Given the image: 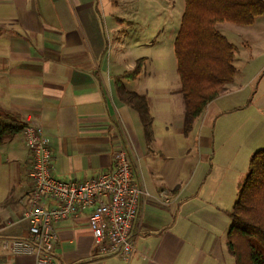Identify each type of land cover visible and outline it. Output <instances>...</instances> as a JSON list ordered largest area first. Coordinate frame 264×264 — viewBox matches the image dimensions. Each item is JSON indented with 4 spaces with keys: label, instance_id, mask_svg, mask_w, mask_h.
<instances>
[{
    "label": "crops",
    "instance_id": "obj_1",
    "mask_svg": "<svg viewBox=\"0 0 264 264\" xmlns=\"http://www.w3.org/2000/svg\"><path fill=\"white\" fill-rule=\"evenodd\" d=\"M160 1L0 0V110L22 124L36 116L57 179L98 178L114 169L123 149L134 181L149 194L134 221L129 262L103 255L87 213L79 212L52 223L55 264H235L227 212L239 195L237 178L246 173L219 150L243 141L248 160L251 145L264 138V15L218 30L236 47V74L185 133L171 53L183 12L170 0L161 8ZM142 58L138 77L121 83L148 100L151 144L114 86ZM31 164L23 131L0 140V264H36L34 256L13 255L2 245L28 235Z\"/></svg>",
    "mask_w": 264,
    "mask_h": 264
},
{
    "label": "trees",
    "instance_id": "obj_2",
    "mask_svg": "<svg viewBox=\"0 0 264 264\" xmlns=\"http://www.w3.org/2000/svg\"><path fill=\"white\" fill-rule=\"evenodd\" d=\"M261 15L264 0H184L174 55L185 103V133L236 74L233 66L236 47L217 30V25L249 26ZM143 65L144 59H138L132 70L115 79L114 86L120 100L136 111L145 140L151 144L153 119L148 100L127 91L121 83V79L137 78ZM23 129L18 116L0 110V140ZM227 216L228 251L235 264H264V257L251 244L254 239L264 248V147L250 157L238 198Z\"/></svg>",
    "mask_w": 264,
    "mask_h": 264
},
{
    "label": "built area",
    "instance_id": "obj_3",
    "mask_svg": "<svg viewBox=\"0 0 264 264\" xmlns=\"http://www.w3.org/2000/svg\"><path fill=\"white\" fill-rule=\"evenodd\" d=\"M23 143L31 155L32 190L24 212L27 237L3 241L13 255L34 256L36 264H55L53 248L58 220L87 213L94 242L100 252L129 262L136 251L132 229L140 201L148 192L133 179L127 153H115L111 172L87 181H62L52 174V153L36 116L26 118Z\"/></svg>",
    "mask_w": 264,
    "mask_h": 264
},
{
    "label": "rangeland",
    "instance_id": "obj_4",
    "mask_svg": "<svg viewBox=\"0 0 264 264\" xmlns=\"http://www.w3.org/2000/svg\"><path fill=\"white\" fill-rule=\"evenodd\" d=\"M170 1H171L170 2L171 7H173L176 10V12H178V11L181 12V13L183 12V10H184V0H170ZM159 3L161 5V8H163L162 6L168 5L169 2H168V0H161ZM231 25L228 24V23H225L223 25L222 24H218L217 30H219L221 33H224L225 29L222 28V27L231 26ZM229 37L231 38V36H229ZM171 53L173 54L174 60H176L175 59V55H174V45H173V50L171 51ZM172 68H173V61L170 62V68H168L169 72H170V69L172 70ZM178 76L179 75H177V73H176L175 80L177 78V80H178L177 84H179L178 82H180V79H178L179 78ZM171 82L174 84V79H173L172 75H171ZM180 85H181V83H180ZM241 138H244V136L240 135V139ZM221 140H222V137H218V146H219ZM254 145H251L250 149H251L252 152L248 156L249 159L254 154V152H256L257 150H259V149L264 147V138H263V140L261 142H258V143L254 144ZM18 146H19V144H17V147ZM14 147H16V146H14ZM248 149H249V147L247 145H245L243 143V141L240 144L238 140H234L233 142L230 141L229 143H226V144L224 143L222 145L221 149L219 150V155L222 157L223 160H230L231 158L235 157V160H234V163H232V166L234 168H236V169H241L242 172L245 169V173H247L246 172L247 171L246 167H248L249 159L246 160L247 159L246 153H248L247 152ZM235 153H236V156H235ZM242 157H243V159H242ZM245 175L246 174H243L241 177L237 178V182H238V179H241L240 180V185H241V182L244 179ZM230 179H232V178H230ZM240 185H239V189H240ZM251 244L264 257V248L261 247L254 239H251Z\"/></svg>",
    "mask_w": 264,
    "mask_h": 264
}]
</instances>
